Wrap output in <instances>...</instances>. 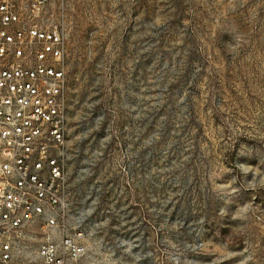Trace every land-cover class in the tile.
I'll use <instances>...</instances> for the list:
<instances>
[{
  "label": "rangeland",
  "instance_id": "obj_1",
  "mask_svg": "<svg viewBox=\"0 0 264 264\" xmlns=\"http://www.w3.org/2000/svg\"><path fill=\"white\" fill-rule=\"evenodd\" d=\"M47 9L65 38L64 218L84 246L67 264H264V0ZM42 226L19 264H42Z\"/></svg>",
  "mask_w": 264,
  "mask_h": 264
},
{
  "label": "built area",
  "instance_id": "obj_2",
  "mask_svg": "<svg viewBox=\"0 0 264 264\" xmlns=\"http://www.w3.org/2000/svg\"><path fill=\"white\" fill-rule=\"evenodd\" d=\"M50 0H0V264H19L26 227L50 232L38 246L42 264H67L84 252L68 232L64 142V31L44 22Z\"/></svg>",
  "mask_w": 264,
  "mask_h": 264
}]
</instances>
